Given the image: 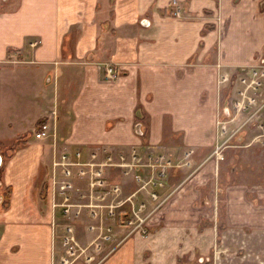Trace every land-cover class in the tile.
<instances>
[{
    "label": "crops",
    "instance_id": "crops-1",
    "mask_svg": "<svg viewBox=\"0 0 264 264\" xmlns=\"http://www.w3.org/2000/svg\"><path fill=\"white\" fill-rule=\"evenodd\" d=\"M170 1L20 0L0 16V141L33 132L8 158L0 146V196L9 189L0 208V264H59L53 146L50 137H34L37 120L51 122L53 109L60 146L85 154L162 143L182 160L194 150L190 165L171 169V194L149 217V234L130 236L108 264H204L219 224L228 233L264 234V181L223 179L225 159L211 155L218 112H227L218 74L264 60V0H179L180 17ZM96 61L119 62L118 81H105ZM112 171L126 194L136 189ZM82 228L86 243L93 235ZM242 261L236 264H251Z\"/></svg>",
    "mask_w": 264,
    "mask_h": 264
},
{
    "label": "built area",
    "instance_id": "built-area-1",
    "mask_svg": "<svg viewBox=\"0 0 264 264\" xmlns=\"http://www.w3.org/2000/svg\"><path fill=\"white\" fill-rule=\"evenodd\" d=\"M169 7H172L173 15L182 16L183 9L179 0H171ZM40 42L41 38H36L31 40L30 44L35 46ZM105 65H109L103 69L105 80L118 81L122 75L121 67L113 63ZM227 83L235 84V89L227 99L229 115L223 116L219 112L217 117V142L211 155H216L218 160L224 159L225 148L238 145L232 144L231 140L240 134L243 135L244 145L258 143L264 147V60L239 67L235 75L230 72L218 74V84ZM55 116L57 117V113ZM51 122L43 123L41 129L36 132V137L56 135L57 127ZM60 151L53 161L50 187L53 208H60L62 216L66 219L62 227L61 242L64 252L60 257L61 264H73L80 255L84 256L87 263H93L94 255L88 254L87 250L94 246L93 251H96L101 249L104 243L115 240V227L124 229V235L105 256L113 252L132 233L147 235L148 218L167 198L162 196L161 190L168 185L171 169L190 165L189 157L194 152L193 149L186 151V160L179 162L162 143L133 145L129 150L104 146L94 148L87 154L83 148L65 147ZM114 169L123 176L131 177L137 185L136 189L126 194L121 182L112 179L109 181L108 175L111 177ZM141 195L147 199L141 200ZM148 198L164 200H159L158 204L151 206ZM83 209H87V212L96 217L94 222H87V230L93 237L86 245L77 241L75 226L68 221L77 218L79 219L76 222L80 220ZM226 230L219 234L215 241L213 264H223L224 259L233 260L234 257L246 261L245 254L228 256V246L225 244ZM238 232L242 235H253L252 230L244 229Z\"/></svg>",
    "mask_w": 264,
    "mask_h": 264
},
{
    "label": "rangeland",
    "instance_id": "rangeland-1",
    "mask_svg": "<svg viewBox=\"0 0 264 264\" xmlns=\"http://www.w3.org/2000/svg\"><path fill=\"white\" fill-rule=\"evenodd\" d=\"M19 3H20V0H0V16L3 14H5V15L13 14V12L18 7ZM2 37H3V42L4 41L9 42V37H10L9 35L2 36ZM29 44H30V42H29ZM31 46H33V45H31ZM8 51H9V53L13 52L14 48H10ZM108 63H113V64H116L117 66L121 67V64L119 62H114V61H98L97 62L96 61L95 62L96 67L102 73V77L104 80H105V78H104V70L103 69H105L107 66H109V65H105ZM121 69H122V67H121ZM122 72H123V70H122ZM219 85L220 86L221 85L226 86L224 88H226V91H227L226 92V98L228 99L229 95L231 93H233V91L235 89V84L227 83V84H219ZM0 100H1V95H0ZM4 100H5V98H4ZM226 104L228 105L227 102H226ZM219 112H222V111L220 110ZM219 112H218V114H219ZM56 113H57V109H53L51 111V113L49 114L50 115L49 118L52 121L51 122L52 125L57 124V117L55 116ZM223 116H227V115H223ZM217 117H218V115H217ZM56 127H57V125H56ZM216 127H217V119H216ZM56 132H57V129H56ZM34 137H36V134ZM36 138H39V137H36ZM48 138L49 137L47 136L46 138H40V139L47 140ZM50 140H51V143L53 146V150H52V165H53V161H54L55 157H58L60 152H61L60 149H63L65 147L60 146L62 144L59 143L57 134L51 136ZM11 141L5 140L6 143H11ZM231 142H232V140H231ZM233 143L238 144V145L233 146V147H228V149L226 151H224L226 167L225 168L221 167V173L223 172L222 178L226 179L225 174L229 173V176H227V177H230L231 180L232 179L237 180V181L242 180V181H246V182L264 181V147L260 146L258 143H254L250 147L244 145L245 142L237 143L234 141ZM66 148H69V147H66ZM185 160H186L185 159V153H184L182 160L177 158V161H179V162L185 161ZM111 179L113 181H117V182L122 183V178L115 180L114 177H112V176L110 177V175H108V180L111 181ZM122 188L124 189V187H122ZM165 189H163L161 191H165ZM124 193H125V191H124ZM170 194H171L170 191H165L162 194V196H167V198H168L170 196ZM167 198H165V200ZM140 199L143 200V198H140ZM148 200H149V204L152 206L153 204H158L159 200L163 201L164 198H160L157 201L150 199V198H148ZM163 202L161 204H163ZM159 207L156 210H158ZM58 209L59 208H57V210ZM53 217H54L53 222L56 221L57 222L56 225H58L59 227H60V224H63V222H66V219H64L63 217H62V219L61 218L59 219L58 217L56 219V216H53ZM81 217L82 218L80 220H78L77 222H76V220L79 218H77L76 220H70L69 219L68 221H69V223H72L75 226V233H76L77 241L81 245H86L88 242L84 243L85 241L83 240V237L81 236L80 232L83 229L82 227H85L87 230V225L91 221L94 222L96 217H94L90 212H87V209H83L81 211ZM88 221H89V223L87 224ZM147 223H148V221H147ZM147 228L149 230V226H147ZM115 229L117 230L115 240L108 241V242L104 243L103 246L101 247V249H97L96 251H93L94 246H91L87 250L88 254L94 255V260H93V263H91V264H108V262L110 260L109 258L117 251V249L121 246V244L124 243L130 236H132L133 234H136V233L142 235V233H140V232L132 233L122 243H120L118 245V247L113 252H111L107 256H105L108 253V251L116 244V241H118L124 235L123 234L124 229H122L121 227H115ZM225 235H226L225 236V244L229 247L227 250L228 256L233 257L234 255L241 256V255L245 254L246 255L245 256L246 261H248V260L251 261V264H264V234L259 233V234L247 236V235L236 234V233H228L226 231ZM144 236H147V235H144ZM217 237L218 236H216V239H217ZM220 237H221V235H220ZM229 244L234 245V247L233 246L230 247ZM90 251H93V253H91ZM79 252H80V250L78 249L77 253H79ZM62 254H63V251L60 254V257ZM210 259H212L214 261L213 253L210 256ZM59 260H60V258H59ZM236 260H237V257H234L233 260H228V258H227V259L223 260L224 261L223 264H225V263L230 264L231 262L232 263L235 262L234 264H236ZM55 264H58V263H55ZM59 264H61V262H59ZM73 264H89V263H87L86 260H84V256L81 257V255H80V257H78V259H76ZM156 264H158V263H156ZM191 264H203V263H201L196 258V259H193Z\"/></svg>",
    "mask_w": 264,
    "mask_h": 264
},
{
    "label": "trees",
    "instance_id": "trees-1",
    "mask_svg": "<svg viewBox=\"0 0 264 264\" xmlns=\"http://www.w3.org/2000/svg\"><path fill=\"white\" fill-rule=\"evenodd\" d=\"M47 121V117H41L37 120L36 122V126H35V131L40 130L42 127V124L45 123ZM33 133V132H32ZM32 133L30 132H26L24 135L20 136V137H16L12 140L11 143H4L2 141H0V146L4 149V153H5V158H8L10 156H12V154L15 152V150L22 146L25 145L28 141V139L32 136ZM7 193H4L1 195L2 200L0 202V208L2 207H6L8 205V201H9V189H4ZM7 204V205H6ZM227 228V226L225 224H219V234L225 230ZM204 264H212V259H208L204 262Z\"/></svg>",
    "mask_w": 264,
    "mask_h": 264
},
{
    "label": "water",
    "instance_id": "water-1",
    "mask_svg": "<svg viewBox=\"0 0 264 264\" xmlns=\"http://www.w3.org/2000/svg\"><path fill=\"white\" fill-rule=\"evenodd\" d=\"M226 110H227V112L225 111V114H229V110H228V107L226 106ZM138 127H140V125L138 126ZM241 139V138H240ZM1 200H2V197L0 196V202H1Z\"/></svg>",
    "mask_w": 264,
    "mask_h": 264
}]
</instances>
